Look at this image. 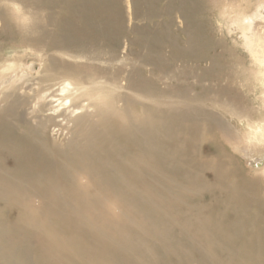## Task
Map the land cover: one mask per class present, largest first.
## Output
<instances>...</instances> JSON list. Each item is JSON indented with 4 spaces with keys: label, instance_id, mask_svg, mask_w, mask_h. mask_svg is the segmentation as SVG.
Listing matches in <instances>:
<instances>
[{
    "label": "bare ground",
    "instance_id": "obj_1",
    "mask_svg": "<svg viewBox=\"0 0 264 264\" xmlns=\"http://www.w3.org/2000/svg\"><path fill=\"white\" fill-rule=\"evenodd\" d=\"M205 1L111 0L117 31H87L105 52L59 20L48 46L40 24L20 34L32 57L0 58V264H264V1L228 11L244 82L196 36L225 2ZM0 24L12 42L4 6ZM165 44L168 70L138 54Z\"/></svg>",
    "mask_w": 264,
    "mask_h": 264
},
{
    "label": "rangeland",
    "instance_id": "obj_2",
    "mask_svg": "<svg viewBox=\"0 0 264 264\" xmlns=\"http://www.w3.org/2000/svg\"><path fill=\"white\" fill-rule=\"evenodd\" d=\"M55 1L56 0L27 1L30 5V8L35 10V14L38 20V22L36 23L38 24V26L40 24L39 28L43 33L41 44L44 46L45 45L48 46L49 44L53 43V41L56 38L54 37L53 33L55 32L53 31L56 24H58V21L60 20L61 21V22L59 21L60 27L66 30L65 32L67 33V35L72 36L77 43H87L89 50H95V51L104 50L105 52L104 48H106L105 46L107 45V43H105V40L103 38L102 40L101 37H98L96 39L94 38V40H92L90 39V35H88L87 31L89 29H92V31L94 30L98 31V29L102 30L101 27H103L104 25L107 27V31L103 32L104 37L106 36V34L107 36H109V34L111 35L112 32H114L115 30L117 31L114 24L115 18H110L112 12L108 11L107 8L108 6H110L109 1L111 0H75L72 1V4H70L71 6H69V4L65 6V3L64 4L59 3L58 6H56L53 5ZM250 1L251 0H248V2ZM194 2L202 6L198 8L199 10H204V11L207 7V4H209L205 0H194ZM231 3H232L231 0H225L223 4L219 3L217 6H215L214 10H211L212 8L209 6L211 9H209V14L207 15L205 12L199 13L197 15V19L198 20L201 19V20L200 22L198 21L199 22L198 24L196 23L195 32L197 33L196 36L200 40H202L200 41L201 44H206L207 41L210 43L212 42L215 43V46L210 48V53L213 54L214 56L216 55L220 57L222 67H220L218 70L221 73H225L224 75L229 74L237 77L240 76V80L244 82L248 80L250 76L249 67L252 65V63L247 57L244 46L241 44V42H239L240 37L237 36L235 31L231 29L232 25L230 23L231 19L228 18V11L231 15H235L236 13L235 8L232 9L230 8ZM37 4L39 6H37ZM42 7L43 8L47 7V8L43 9ZM139 13L144 17V19L142 20L141 17L140 20L138 21V25L139 28L141 27L143 28L148 21L147 16L144 15L147 13V10L140 7ZM193 16L195 17L196 15L193 14ZM153 18H154L152 19L153 22L164 20V18L158 16H155ZM46 19H48L50 23ZM66 20L69 21L70 24L67 23L66 25L67 22ZM11 26H12L11 30H14L15 35H11L10 32L9 34H7V37H9V41L12 42L1 44L2 41H0L1 44L0 58L1 59L12 58L15 55H20V57L23 59L26 58L28 59L32 57V55L27 52V46L25 44H22L24 40H20L21 39L20 34H23V32H27V31L32 32L33 30H36L34 29L36 25H33L31 28H27V29L24 28L23 30V28L18 27L11 21ZM182 27L184 28L185 26L182 25ZM158 31L159 30L157 29V32ZM173 31L175 33L174 39L178 41L179 45H183L184 47L189 46V44L185 43V39H187L186 36L181 34L180 31L179 33L176 30ZM16 33L18 35H16ZM155 36L157 35H154V37ZM57 38L59 37L57 36ZM32 41L35 42V40ZM236 42L238 43V45L235 44ZM138 50H139L138 54L141 55L150 54L154 56L155 58L158 59L157 61H159V63L161 64L160 68L168 70L169 66L166 67V64H164V62L171 58L172 53H171V49L166 47V44L162 46L150 48L147 51L146 49H144V47H139ZM103 58H104L103 60H107L105 56H103ZM87 60L81 61L78 64L79 65L87 64L86 62ZM88 62L91 63L95 62L97 64H101V62L97 60H89ZM184 63L185 62H183L182 60H177L176 67L180 68L183 65H185ZM186 64L190 69L189 71H191V69H193L192 63H186ZM38 66L37 69L39 68ZM105 66L107 68V74L114 75L115 70L112 69L111 65L105 64ZM210 66H211L210 63H204L201 68H209ZM150 68L151 67L144 69L147 75H149L148 69ZM199 71L201 70H198V72ZM239 91L244 93L245 96H247V93L242 89H240ZM127 92L128 91L126 90L124 91V93ZM247 103H250V101H247ZM62 138L63 137H61V141L63 140ZM7 164L8 165L11 164L10 160H7Z\"/></svg>",
    "mask_w": 264,
    "mask_h": 264
},
{
    "label": "clouds",
    "instance_id": "obj_3",
    "mask_svg": "<svg viewBox=\"0 0 264 264\" xmlns=\"http://www.w3.org/2000/svg\"><path fill=\"white\" fill-rule=\"evenodd\" d=\"M0 6L6 7L12 23L20 28H31L37 22L35 10L27 7L25 0H0Z\"/></svg>",
    "mask_w": 264,
    "mask_h": 264
}]
</instances>
